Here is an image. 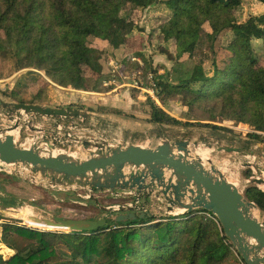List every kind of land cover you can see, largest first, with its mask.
I'll return each instance as SVG.
<instances>
[{
  "label": "trees",
  "instance_id": "trees-1",
  "mask_svg": "<svg viewBox=\"0 0 264 264\" xmlns=\"http://www.w3.org/2000/svg\"><path fill=\"white\" fill-rule=\"evenodd\" d=\"M254 1L264 4V0ZM158 3L171 11L159 26L160 35L175 46L174 53L162 52L173 63L171 71L158 75V69L154 70V90L162 105L179 99L206 121L248 125L254 131L249 137L263 141L264 57L255 51L253 41H262L264 48V15L239 23L242 0H0V32L5 38L0 55L12 60L17 71L28 69L29 75L37 77L39 88L30 103H47L51 84L96 92L110 80L109 59L118 56L122 70L131 72L142 69L133 58L147 63L133 15ZM225 32L233 35L226 46L229 55L222 66L210 59L213 71L208 72L204 61L195 59L197 51L206 48L215 55L218 39ZM5 94L25 103L20 89ZM148 104L149 123L210 125L183 123L151 97ZM114 112L127 115L121 109ZM245 195L264 212L263 190L249 186ZM1 229L0 242L15 254L6 260L0 249V264L243 263L218 219L205 210L112 223L91 233L39 231L12 222Z\"/></svg>",
  "mask_w": 264,
  "mask_h": 264
},
{
  "label": "water",
  "instance_id": "water-1",
  "mask_svg": "<svg viewBox=\"0 0 264 264\" xmlns=\"http://www.w3.org/2000/svg\"><path fill=\"white\" fill-rule=\"evenodd\" d=\"M0 105L9 112L10 122L0 128V173L43 189L92 199L106 213L99 219L82 220L37 214V223L67 230L62 233H91L112 223L180 217L205 210L218 219L244 264H264V212L213 159L199 154V146L194 150L191 141L161 135L155 144L156 137L134 143L124 135H114L98 122L96 113L17 101L8 104L0 100ZM48 119L55 121H42ZM24 128L32 135L19 145ZM236 139L234 143H219L217 151L245 153ZM208 147L213 150L212 145ZM249 155L256 156L252 151ZM259 156L264 159V153ZM248 165L264 175L263 168ZM247 183L264 191L263 178H251ZM102 196L127 202L103 206L98 203ZM2 205L0 200V214L12 215L14 210ZM253 209L260 217L251 214Z\"/></svg>",
  "mask_w": 264,
  "mask_h": 264
},
{
  "label": "rangeland",
  "instance_id": "rangeland-1",
  "mask_svg": "<svg viewBox=\"0 0 264 264\" xmlns=\"http://www.w3.org/2000/svg\"><path fill=\"white\" fill-rule=\"evenodd\" d=\"M243 4L237 12V20L239 23L245 22L252 16L264 15V4L254 0H242ZM171 16V11L164 3H158L146 11H137L133 15L138 31L140 34V43L144 45L145 58L147 63L143 61L140 64L142 69L138 71L122 70V59L111 58L108 60V75L110 80L104 81L96 92L76 91L72 88H62L51 84L47 90L49 100L47 103L40 104L49 107L59 108H78L91 113H96L99 123H111L113 117H119V122L116 123H149L147 118L150 115V107L148 97H151L154 102L165 109L169 114L183 123H208L217 126H158L147 130L146 133L135 134L131 140L145 142L147 138L159 137L164 135L172 140H189L193 143V149L199 146V154L210 157L214 160L216 166L220 168L227 177L237 183L245 193V190L250 185L247 183L251 178H263L258 172L249 167V163H254L264 169V159L259 156L264 153V140L256 141L249 137V134L254 131L248 125L238 124L234 121L219 120L218 122H210L204 120L199 113H191L189 109L182 104L179 99L167 102L162 105L155 94V74L154 70L158 69V75H163L171 71L173 63L167 55L163 54V50H168L174 53L175 46L173 42H165L160 35L159 26ZM140 29H144L140 33ZM208 29V26H206ZM231 32L223 33L218 39L215 55L211 54L206 48L197 51L195 59L204 61L205 68L208 72L213 71L212 61L214 59L219 66H222L223 61L228 57L226 46L232 39ZM0 44H5V38L0 32ZM253 47L260 57H264V48L262 41H253ZM128 55V54H125ZM129 57L132 54L129 53ZM120 57V55H119ZM129 68V67H128ZM133 70V69H132ZM28 69L17 71L12 60H6L0 55V100L3 103L11 104L14 101L5 93L14 89H20L25 103H30L33 95L37 92L38 86H35L37 79L34 75L28 74ZM44 76V73L41 72ZM137 84V85H136ZM136 85L137 87H131ZM121 109L126 111L127 115L122 116L114 112ZM9 112L0 105V128L7 127L10 122L7 118ZM100 115L106 117L102 119ZM100 119V120H99ZM40 121V120H39ZM38 121V122H39ZM44 123H54L55 119L42 120ZM63 123H68L67 120H62ZM41 122V121H40ZM79 122V121H76ZM80 123V122H79ZM32 133L24 128L21 136L18 139V144L22 145L27 136ZM130 135L125 134V138ZM264 137V135H263ZM245 148V153L229 154L227 152H218V144H228L237 142V139ZM212 145L213 150L208 146ZM255 152L256 156H250L249 152ZM250 174V176H248ZM264 189V187H263ZM0 200H4L12 214L17 213V210L22 207L34 209L35 213L42 216L51 214L60 218L70 219H99L106 216L104 211H101L94 200L80 199L69 193H60L42 187H37L23 180L13 178L5 173H0ZM127 201L116 199L110 196L98 197V203L103 206H111L122 204ZM21 214V213H20ZM15 216L0 214V220L5 223L12 222L19 226H25L24 222L31 227L46 229L43 224L36 223V216L32 211L28 217L25 215ZM264 219V213H262ZM24 222H23V221ZM2 227V226H1ZM0 227V237H1ZM28 227V228H31ZM31 228V229H34ZM42 231V230H39ZM1 248H8L2 245ZM3 250V249H2ZM5 251V250H4ZM15 252L12 250L5 251V259L8 260ZM10 256V257H9ZM240 258V257H239ZM241 261V258H240ZM225 264H244L227 261Z\"/></svg>",
  "mask_w": 264,
  "mask_h": 264
},
{
  "label": "crops",
  "instance_id": "crops-1",
  "mask_svg": "<svg viewBox=\"0 0 264 264\" xmlns=\"http://www.w3.org/2000/svg\"><path fill=\"white\" fill-rule=\"evenodd\" d=\"M133 60H137L140 64L142 62L140 59L133 58ZM119 120H120L119 117L118 118L113 117L111 123H106L107 129H110V131H112V133L116 136H119V135L125 136V134L130 135L129 140H131L135 134H140V133L144 134V132L146 133L147 130H150V129L155 127V125L152 123H141V122H139V123H116V122H119ZM123 138H125V137H123ZM156 140H157V138H154V144L156 143ZM139 142H142V141H134V143H139ZM12 215L14 217L18 216L19 215L18 210H17V213L12 214ZM15 218L19 219L17 217H15ZM19 220H21V219H19ZM8 250H10V249H8ZM8 250L6 252H8Z\"/></svg>",
  "mask_w": 264,
  "mask_h": 264
},
{
  "label": "bare ground",
  "instance_id": "bare-ground-1",
  "mask_svg": "<svg viewBox=\"0 0 264 264\" xmlns=\"http://www.w3.org/2000/svg\"><path fill=\"white\" fill-rule=\"evenodd\" d=\"M34 212V214H35V216L37 217L36 219H39V217L37 216V214L35 213V211H34V209H32V208H29V207H23V208H20L19 210H18V212H19V214L21 213L22 215H25V216H27L28 217V215L31 213V212ZM20 214V215H21ZM251 214L254 216V217H260V212L259 211H257V210H255V209H253L252 211H251ZM37 223V222H36ZM38 224H41V223H38ZM24 225H26V226H28V227H31L29 224H27V223H25L24 222ZM44 225V224H43ZM44 227L46 228V229H39V228H36V229H38V230H52V231H55V232H62V231H67V230H62V229H57V228H52V227H47L46 225H44ZM31 228H34V227H31ZM35 229V228H34ZM2 247V245L0 246V249H3V250H6V248H1ZM7 251V250H6Z\"/></svg>",
  "mask_w": 264,
  "mask_h": 264
},
{
  "label": "built area",
  "instance_id": "built-area-1",
  "mask_svg": "<svg viewBox=\"0 0 264 264\" xmlns=\"http://www.w3.org/2000/svg\"><path fill=\"white\" fill-rule=\"evenodd\" d=\"M137 85V84H136ZM136 85H130L131 87H137ZM4 224L2 220H0V227ZM4 245L3 243L0 242V246ZM7 247V246H6ZM10 257V256H9ZM5 259V258H4Z\"/></svg>",
  "mask_w": 264,
  "mask_h": 264
}]
</instances>
